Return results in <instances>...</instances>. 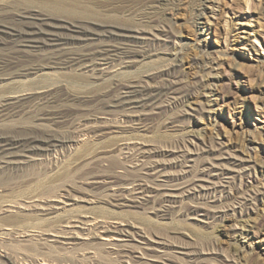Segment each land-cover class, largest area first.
<instances>
[{
  "label": "rangeland",
  "instance_id": "374dc122",
  "mask_svg": "<svg viewBox=\"0 0 264 264\" xmlns=\"http://www.w3.org/2000/svg\"><path fill=\"white\" fill-rule=\"evenodd\" d=\"M96 1L99 5L96 3L95 6L98 7L91 6L100 15L116 16L114 18H118L120 22L123 20L125 26L135 30L137 37L124 45L131 51L129 58L107 65H103L104 61L95 59L79 67V70L78 67L64 69L54 65L49 69L44 68L37 76L29 75L26 78L15 77V74L9 72L0 74V86L4 83L14 86H6L5 89V84L2 85L0 94L8 95L18 88L20 90L17 91H21L18 92L20 98L32 94H29L30 98L27 97L29 101H24L19 106L21 108L16 109L15 115L1 117V125L17 128L20 122V125L24 123L22 127L25 128L26 122L31 124L30 121L34 120L40 124L42 122L43 127L46 125L45 128L63 132V136H67L68 131L69 135L72 134L73 125L78 122L85 127L88 125L84 128L87 129L86 132L84 130L87 134L85 141L79 143L81 147L76 145L68 149L69 153L63 150L62 155L52 154V157L49 156L51 158L42 159L43 168L47 169V175L51 178L63 171L74 173L76 181L68 186H71L70 194L76 201H71L72 205L63 208L70 211L61 209L50 214L51 216L35 217L36 221L31 223L44 226L46 221V225L48 224L44 226L46 234L43 233L42 236L37 231L28 232L36 238H31L33 236L27 233V236L17 232L16 235L13 231L10 233L12 237L5 235L2 229L6 226L1 218L7 214H1L0 243L4 246H0V254L8 252L16 264H32L37 260L39 263L54 261L55 264H264V0ZM6 21L11 26H18L14 21ZM125 21H131V24ZM91 39L81 41L79 45L76 44L77 47H71L76 48L74 51L86 47L95 51L121 46L114 37L93 35ZM2 48L0 54H7V50L3 48L4 53ZM40 50H31V56H45L46 52ZM39 52L41 55H36ZM37 61H41L39 64L43 66L46 63L42 59ZM47 72L52 73L47 76ZM50 76H55L52 78L54 81H51ZM45 77L50 78H46L48 82ZM38 78H43L44 81ZM29 80L32 81L30 84L36 83L32 84V89L29 87ZM56 80L58 81L55 82ZM41 81L47 85H42ZM120 82L127 89L116 91L117 94L111 92V95L108 91L115 83ZM25 83L30 89L25 90ZM19 84L23 85L22 89ZM46 87L52 92H48ZM143 89L146 91L140 92ZM6 90L11 91L7 93ZM161 92L165 94L162 95ZM108 97L112 101H107ZM28 102L32 105L29 106ZM36 102L45 106H38ZM47 103H54V106ZM52 106L57 110L54 111ZM59 106L62 108L59 109ZM39 107L43 108L40 110ZM47 111H52L55 115L49 120L38 121V116L41 115V118ZM20 125L18 129H23ZM29 127L30 125L26 128ZM92 146H95L94 149ZM86 147H89L88 150ZM21 151L15 152L24 154ZM6 156L3 158L0 155V165H4L0 166V171L18 173L19 169L20 173L24 163L21 164L18 160L24 158L20 156L21 159L15 157L14 160ZM116 156H119L118 160L113 161L117 163L113 165V162H108L116 159ZM2 158L16 164L6 163ZM116 166L117 169H114ZM54 168L60 169L56 172ZM23 179L19 183L24 182ZM57 183L55 182L56 185L59 184ZM25 184L15 187L24 185L25 188ZM30 186V189L35 187ZM112 194L114 197L117 195L115 201ZM78 199H81L79 203ZM3 205L0 202V206ZM100 207L105 213L100 211ZM60 216H63L62 219H57ZM74 216L84 221L95 219L97 223L94 221L91 224L102 223L104 226L108 223L106 225L110 226L111 231L98 233L108 236L113 233L114 239L105 243L94 237L97 233L94 234L95 231L91 229L94 226H91V230L85 234L86 230L83 232L78 228L80 239L72 245H63L64 240L55 235L54 231L62 225L65 227L69 218L72 223ZM43 217L47 218L43 220ZM55 218L58 227L53 224ZM49 223L56 227L55 230L53 228L54 231ZM87 225L90 226L89 222L85 227ZM85 227L82 228L86 229ZM50 230L53 234H49ZM120 232L125 235H120ZM31 243L37 244L40 249L37 251L36 246ZM27 247H33L32 250L39 254L29 248L30 251L26 250ZM28 253L31 254L30 257ZM24 255L31 259H26Z\"/></svg>",
  "mask_w": 264,
  "mask_h": 264
},
{
  "label": "bare ground",
  "instance_id": "6f19581e",
  "mask_svg": "<svg viewBox=\"0 0 264 264\" xmlns=\"http://www.w3.org/2000/svg\"><path fill=\"white\" fill-rule=\"evenodd\" d=\"M100 1V0H99ZM112 1V0H111ZM103 3V1H101ZM100 2V3H101ZM105 2V0H104ZM97 3L96 0H0V47L2 48H5V50H7V54L3 55V54H0V74H2V72H9L11 74H15L14 76H18V77H25V76H29V75H35L37 76L38 73L41 74V71H43L44 68H52L54 67V65H58L59 67L61 68H64V69H68V68H72V67H78L77 69L79 70V67L83 66V65H86V63H90L92 62L93 60L95 59H100L103 62V65H107L113 61H119L122 60V59H125V58H129V54L131 53L130 50L127 49V47H124V45L131 39L133 38H136L137 36L135 35V30L132 29L131 27H128L127 25L125 26V24L123 23V20L122 22H120V20L118 18H114L112 16H108V15H105L104 16L100 15L92 6H95ZM101 3V4H102ZM98 4V3H97ZM92 5V6H91ZM99 5V4H98ZM95 7H98V6H95ZM121 18V17H120ZM6 20H11V21H14L18 26H11L9 24H7V21ZM125 20V18H124ZM154 21V20H152ZM126 22V21H125ZM128 22V21H127ZM126 22V23H127ZM130 24H131V21H129ZM128 22V23H129ZM123 23V24H122ZM127 23V24H128ZM134 23V21H133ZM138 33V32H137ZM93 35H96V36H100V37H104V38H111V37H114L116 39V41L118 42L119 45H121L120 47H116L113 49H109V48H101V49H98V50H92L90 48L87 49H78L79 51H74L76 50V48L74 49L73 47L71 46H76V44H80L81 41H86V40H90L91 37ZM92 40V39H91ZM84 46V45H83ZM77 47V46H76ZM85 47V46H84ZM0 48V49H1ZM3 48H2V52L3 51ZM100 48V47H99ZM34 49H41V50H44V52H46V55L41 57L42 55L39 53H36V55L40 54L41 56L40 57H32L31 56V50H34ZM97 49V48H96ZM40 50V51H41ZM4 52V53H6ZM36 52V51H35ZM43 52V53H44ZM1 53V52H0ZM30 53V54H29ZM42 53V54H43ZM33 54V53H32ZM2 55V56H1ZM33 54V56H36ZM44 55V54H43ZM131 55V54H130ZM45 60V65H40L39 62L37 60ZM37 61V64L35 63ZM106 61V62H105ZM89 65V64H88ZM90 66V65H89ZM48 68V69H49ZM86 68V67H85ZM59 69V68H58ZM75 69V68H74ZM92 69V68H91ZM72 70V69H71ZM76 70V69H75ZM90 70V69H89ZM95 70V69H94ZM70 71V70H69ZM88 71V70H87ZM101 71H105V69H101ZM165 71V70H164ZM44 73V72H42ZM48 73H52V72H47V76H48ZM59 72H57L58 74ZM45 74V73H44ZM54 74V73H53ZM56 74V72H55ZM77 74V73H76ZM52 75V74H50ZM60 75V74H59ZM65 75V74H64ZM73 75V74H72ZM44 76V75H43ZM61 76H63L61 74ZM76 76V75H74ZM83 76V75H82ZM174 76V75H173ZM55 77V76H53ZM52 76H50L51 78V81H54ZM59 77V76H58ZM57 77V79H59ZM66 77V76H65ZM176 77V76H175ZM1 78V77H0ZM26 78V77H25ZM48 77H45L44 79H46ZM48 78V79H50ZM53 78V79H52ZM70 78V77H69ZM75 78V77H74ZM72 78V79H74ZM85 78V77H84ZM2 79V78H1ZM0 79V80H1ZM28 79V78H27ZM31 79V78H30ZM34 79V78H33ZM39 79V78H38ZM43 78H40L39 80H41ZM43 79V81H44ZM79 79V77L77 78ZM82 79V78H81ZM176 79V78H175ZM174 79V80H175ZM179 79V78H178ZM15 80V79H14ZM20 80V79H19ZM18 80V81H19ZM36 80V78H35ZM47 80V79H46ZM172 80V79H171ZM17 81V82H18ZM26 80L24 79V82ZM38 81V80H36ZM49 80H47L48 82ZM58 80H56L55 82H57ZM61 81V80H60ZM70 81V80H68ZM85 81V80H84ZM167 81V80H166ZM1 82V81H0ZM9 82H15V81H9ZM22 82V81H21ZM19 82V83H21ZM30 84V82H32L31 80L28 81ZM35 82V81H34ZM46 82V81H45ZM76 82V81H75ZM81 82V80H80ZM79 82V83H80ZM23 83V82H22ZM27 83V82H26ZM25 83V84H26ZM40 83V82H39ZM43 82L41 81V84ZM51 83V82H50ZM59 83V82H58ZM147 83V82H146ZM169 83V82H168ZM173 83V82H172ZM176 83V82H175ZM2 84V83H1ZM5 84V83H4ZM2 84V85H4ZM7 84V83H6ZM5 84V89H6V86H11L12 88L14 86L10 85H6ZM32 84H36V83H32ZM32 84H30V88L32 89L33 86ZM39 84V85H41ZM46 84V83H45ZM44 83L42 85H45ZM76 84V83H75ZM84 84V83H83ZM167 84V82H166ZM0 86V87H3V86ZM18 85V84H17ZM20 85V84H19ZM47 85V84H46ZM49 85V83H48ZM60 85V84H59ZM160 85V84H159ZM21 86V85H20ZM23 86V85H22ZM22 86L20 87L22 89ZM25 86V90L26 88L28 87V85H24ZM27 86V87H26ZM32 86V87H31ZM68 86V85H67ZM130 86V85H129ZM163 86H164V82H163ZM169 86H172L169 84ZM19 87V86H17ZM15 86V88H17ZM55 87V86H54ZM57 87V86H56ZM59 87V86H58ZM73 87V86H70V88ZM89 87V86H88ZM154 87H158V86H154ZM152 87V88H154ZM161 87V86H160ZM182 87V86H181ZM193 87V86H192ZM30 88H27V89H30ZM35 88H38L35 86ZM43 88V87H42ZM42 88H40L42 90ZM47 88V87H46ZM69 88V87H68ZM77 88V87H76ZM90 88V87H89ZM147 88V87H146ZM149 88V87H148ZM150 88V89H152ZM162 88V87H161ZM159 88V90L161 89ZM164 88V87H163ZM162 88V89H163ZM167 88V86H166ZM170 88V87H169ZM174 88V87H173ZM9 89V88H7ZM11 89V88H10ZM19 89V88H18ZM17 89V90H18ZM48 89H50L49 87L47 88V91ZM53 89V88H51ZM60 89V88H59ZM74 89V88H73ZM79 89V88H77ZM125 90L127 89V87L123 84L120 83H115L112 88L108 91L110 94L111 92H113L112 94H114V92L116 91H120V90ZM149 89V90H150ZM155 89V88H154ZM157 89V88H156ZM161 89V90H162ZM168 89V88H167ZM178 89V88H176ZM14 90V89H13ZM16 90V89H15ZM12 91L10 92L9 90H6L5 92L9 93L8 95L6 94H3L4 96H1L0 97V118L5 116V117H11V115H15V112H17V108L24 103V101L27 102V100L29 101V98L31 96H29V94H27L29 98L27 97H22L20 98L18 92L19 91ZM20 90V89H19ZM34 90V89H33ZM46 90V89H45ZM62 90V89H61ZM72 90V89H70ZM84 91V89H82ZM88 90V89H87ZM153 90V89H152ZM184 90V88H183ZM188 89H186L187 91ZM196 90V89H195ZM3 91V89H2ZM35 91V90H34ZM40 91V90H39ZM50 91V90H49ZM48 91V92H49ZM81 91V89H80ZM86 91V90H85ZM131 91V90H130ZM146 91L145 89H143L142 91L140 92H144ZM167 91V90H166ZM185 91V90H184ZM46 92V91H45ZM52 92V90L50 91ZM57 92V90H56ZM61 92V91H60ZM79 92V90H78ZM82 92V91H81ZM107 92V90H106ZM139 92V94H140ZM159 92V91H158ZM188 92V91H187ZM21 93V91L19 92ZM37 93V91H36ZM44 93V92H43ZM42 93V94H43ZM74 93V92H73ZM76 93V92H75ZM74 93V94H75ZM131 93V92H130ZM135 93V92H134ZM157 93V92H156ZM162 93V92H161ZM174 93V92H173ZM186 93V92H185ZM190 93V92H189ZM0 94V95H1ZM48 94V93H47ZM52 94V93H51ZM50 94V95H51ZM111 94V95H112ZM117 94V92H116ZM119 94V93H118ZM165 94V93H162V95ZM171 94V93H170ZM182 94V93H181ZM32 95V94H31ZM45 95V94H44ZM49 95V94H48ZM81 95V94H80ZM104 96H106L105 94H102ZM134 95V94H133ZM154 95V93H153ZM156 95V94H155ZM161 95V94H160ZM184 95V94H182ZM181 95V96H182ZM187 95V93L185 94ZM22 96V95H21ZM42 96V95H41ZM74 96V95H73ZM103 96V97H104ZM117 96V95H116ZM35 97V96H34ZM37 97V96H36ZM39 97V96H38ZM43 98H45L44 96H42ZM41 97V98H42ZM77 97V96H76ZM102 97V96H101ZM115 97V96H114ZM112 97V99L114 98ZM145 97V96H144ZM33 98V96H32ZM40 98V99H41ZM49 98V97H48ZM47 98V99H48ZM100 98V97H98ZM109 98V97H108ZM111 98V97H110ZM109 98V100L107 101H110L111 99ZM117 98V97H116ZM140 98V97H139ZM142 98V97H141ZM36 99V98H35ZM35 99H31V100H35ZM45 99V100H47ZM65 99V98H64ZM75 99V97L73 98ZM97 99V98H96ZM104 99V98H103ZM119 99V98H118ZM143 99V98H142ZM67 100V99H66ZM69 100H72V99H69ZM102 100V99H101ZM105 100V99H104ZM122 100V99H121ZM146 100V99H145ZM36 101V100H35ZM34 101V102H35ZM40 101V100H39ZM42 101V99H41ZM44 101V100H43ZM58 101V100H56ZM63 101V99H62ZM103 101V100H102ZM112 101V100H111ZM147 101V100H146ZM32 102V101H31ZM45 102V101H44ZM49 102V101H47ZM54 102V100L52 101ZM106 102V101H105ZM122 102V101H121ZM29 103V102H28ZM38 103V102H36ZM46 103V102H45ZM50 103V102H49ZM47 103V104H49ZM59 103V102H57ZM61 103V102H60ZM65 103V102H64ZM35 104V103H34ZM42 106H45L43 103H41ZM41 104L38 103V106H41ZM46 104V106H47ZM54 104V103H53ZM51 104V105H53ZM63 104V103H61ZM119 103H117L118 105ZM122 104V103H121ZM124 104V103H123ZM32 104L29 103V106H31ZM36 105V104H35ZM50 105V104H49ZM49 105H48V109H49ZM50 105V106H51ZM57 105H60V104H57ZM115 105V104H114ZM116 105V106H117ZM54 106V105H53ZM52 106V107H53ZM118 106H121V105H118ZM28 107V106H27ZM34 107V106H32ZM37 107V106H36ZM35 107V108H36ZM56 107V105H55ZM55 107H53L55 109ZM60 107V108H59ZM58 108L61 109L62 107L59 106ZM21 108V107H19ZM23 108V107H22ZM35 108L33 109V111L35 110ZM40 108H43V107H39ZM17 109V110H16ZM27 109V108H25ZM30 109V108H29ZM32 109V108H31ZM37 108V111L39 110ZM51 109V107H50ZM58 109V111H59ZM20 110V109H19ZM22 110V109H21ZM28 110V109H27ZM27 110H24V111H27ZM41 110V109H40ZM57 109H55L54 111H56ZM64 110V109H63ZM201 110V109H200ZM23 111V112H24ZM45 111V109H44ZM62 111V110H61ZM32 112V111H31ZM36 112V111H35ZM20 113V112H18ZM60 113V112H59ZM37 114V112L35 113ZM24 115V113H23ZM28 115V114H27ZM34 115V112L33 114ZM54 114V112L52 111H47L46 113H44L42 115V117L40 118L41 115H39L38 117V121L40 120H43V119H50V117H52ZM63 115V114H62ZM29 116V115H28ZM58 116V115H57ZM65 116V115H64ZM70 116V115H69ZM30 117V116H29ZM28 117V119H29ZM61 117V116H60ZM68 117V115H67ZM71 117V116H70ZM69 117V119H71ZM4 118V117H3ZM59 118V117H58ZM64 118V117H63ZM66 118V117H65ZM75 118V117H74ZM6 119V118H5ZM3 119V120H5ZM26 119V118H25ZM24 119V120H25ZM67 119V118H66ZM73 119V118H72ZM71 119V121H72ZM76 119V118H75ZM36 120V119H35ZM52 120V119H51ZM55 120V119H54ZM62 120V119H61ZM65 120V119H64ZM77 120V119H76ZM2 121V119H1ZM10 121V120H9ZM8 121V122H9ZM13 120H11V123H12ZM27 121V120H26ZM29 121V120H28ZM45 121V120H44ZM53 121V120H52ZM63 121V120H62ZM67 121V120H65ZM69 121V120H68ZM78 121V120H77ZM7 122V120H6ZM15 122V121H14ZM24 122V121H22ZM73 122H75L73 120ZM72 122V123H73ZM81 122V121H80ZM83 122V121H82ZM1 123V122H0ZM4 123V122H3ZM31 124L27 123L26 122V127L30 125L29 128H23L22 126H24L22 123V125H20V122H19V125L21 126L20 128H23V129H18V126L17 128H15V126L12 127L11 126H6V125H1V130H0V155L2 154L3 155V158L5 155H7L8 157H10V159H14L15 157H23L24 160H18L19 163H24L23 164V168L20 169V173H19V169H18V173L14 172H10V173H4V171H0V202H3V206H0V215L1 214H7V215H3L4 217L1 218L3 219V223L6 227H4L2 230L4 231L5 235H10L11 236V232H15V234L17 235V233H23L27 236L28 232L30 230H33L32 232H35L37 231L39 233V235H44L43 233H45V227L48 225H46V221L44 226H39V224H33L31 223L33 220L34 222L36 221L35 219L38 218V216H47V215H50V214H54L56 211L58 210H61L65 207H68L69 205H72V203L70 204L71 201H76V198H72L71 196V192L70 190L72 188H70L68 186L69 183H72L74 182V173H70L68 171H63V173H56L57 175H55L54 177L52 176V178L50 176H48V172H47V169H44L43 166V158H47L49 156H51L52 154H58L60 155L61 153H63L64 151L63 150H67V152L69 153L68 149L78 145L79 146V143H83L85 141V137L87 136V134L85 133L86 130L84 128H86L84 126V124L78 122V124H75L73 125V132L72 134L70 133L69 135V131H68V135L67 136H63L65 134L62 135L63 132H58L57 131H54L53 129H49L50 127H43V124L41 122V124L38 122H35L34 120L33 121H30ZM62 123V122H61ZM76 123V122H75ZM10 124V122H9ZM14 124V123H13ZM15 124H17V121L15 122ZM14 124V125H15ZM28 124V125H27ZM74 124V123H73ZM66 124H64L65 126ZM70 125H72L70 123ZM69 125V126H70ZM48 126V124H47ZM68 126V125H67ZM84 126V127H83ZM66 127V126H65ZM52 128V127H51ZM55 128V127H54ZM61 128V127H59ZM70 128V127H69ZM90 128V127H89ZM88 128V129H89ZM63 129V128H62ZM56 130V129H55ZM65 130H68L65 128ZM71 130V129H69ZM85 130V132H84ZM89 131V130H88ZM71 132V131H70ZM61 133V134H60ZM66 133V132H65ZM90 135V134H88ZM193 139V138H192ZM83 141V142H82ZM112 142V141H111ZM193 142V141H192ZM87 144V143H86ZM85 145V144H83ZM76 147V148H79V147ZM85 147V146H84ZM91 148V146H89ZM89 147H86L88 150ZM93 147V146H92ZM95 147V146H94ZM93 147V149H94ZM197 147V146H196ZM75 148V149H76ZM166 148V147H165ZM170 148V147H169ZM175 148V147H174ZM173 148V149H174ZM187 148V147H186ZM74 149V148H73ZM92 149V150H93ZM119 149V148H118ZM122 149V148H121ZM127 149V148H126ZM185 149V147H184ZM24 151V154H18L16 153L15 151ZM78 150V149H76ZM75 150V151H76ZM85 150V149H84ZM96 150V149H95ZM112 150V149H111ZM130 150V149H129ZM133 150V149H132ZM165 150V149H164ZM169 150V149H168ZM180 150V149H179ZM178 150V151H179ZM188 150V149H187ZM192 150V149H191ZM194 150V149H193ZM21 151V152H22ZM117 151V150H116ZM163 151V149H162ZM181 151V150H180ZM190 151V149H189ZM86 152V151H84ZM94 152V151H93ZM122 153V150L120 151ZM119 152V153H120ZM170 152V151H169ZM175 152V151H173ZM183 152V151H182ZM195 152V150H194ZM23 153V152H22ZM66 153V152H65ZM67 153V154H68ZM87 153V152H86ZM107 153V152H106ZM110 153V151H109ZM108 153V154H109ZM118 153V154H119ZM126 153V152H124ZM130 153V152H129ZM167 153V152H165ZM188 153V151H187ZM5 154V155H4ZM77 154V153H76ZM79 154V153H78ZM85 154V153H83ZM82 154V155H83ZM91 154V153H90ZM114 154H115V151H114ZM117 154V155H118ZM163 154V153H162ZM57 155V156H58ZM62 155V154H61ZM87 155V154H86ZM124 155V154H123ZM158 155V154H157ZM167 155V154H166ZM186 155V154H184ZM181 156V157H184ZM6 156V157H7ZM80 156V155H79ZM92 156V155H91ZM91 156H88L89 158ZM111 156V155H110ZM113 156V155H112ZM115 156V155H114ZM52 157V156H51ZM49 157V158H51ZM60 157V156H59ZM65 157V156H64ZM74 157V156H73ZM83 157V156H82ZM87 157V158H88ZM97 157V156H95ZM117 157V156H116ZM119 157V156H118ZM118 157L116 159H112V161H108V162H113V165L116 162H114L113 160H118ZM145 157V156H144ZM152 157V156H151ZM180 157V156H179ZM2 160H5L3 159ZM37 158V159H35ZM47 158V159H49ZM76 158V157H75ZM94 158V156H93ZM70 159V158H69ZM68 159V161H69ZM73 159V158H72ZM71 159V160H72ZM96 159V158H95ZM123 159V158H122ZM121 159V160H122ZM1 160V159H0ZM15 160V159H14ZM31 160H34V161H31ZM45 160V159H44ZM76 160H79V159H76ZM86 160V159H85ZM84 160V161H85ZM90 160V159H89ZM93 160V159H92ZM91 160V161H92ZM97 160V159H96ZM243 160V159H242ZM67 161V160H66ZM65 161V162H66ZM74 161V160H73ZM94 161V160H93ZM126 161V160H125ZM6 163H12L11 160H8L6 161ZM17 162V160H16ZM17 162V164H19ZM54 162V161H53ZM76 162V161H75ZM124 161L122 160V163ZM127 162V161H126ZM68 163V162H67ZM77 163V162H76ZM83 163V162H82ZM118 163H121L118 162ZM12 164H16V163H12ZM69 164V163H68ZM72 164V163H71ZM79 164V163H77ZM81 164V163H80ZM46 165V164H45ZM57 165V164H56ZM55 165V167H56ZM64 165V164H63ZM118 165V164H117ZM121 165V164H120ZM156 165V164H155ZM1 167H3L4 165H0ZM7 166V165H6ZM13 166V165H11ZM75 165L73 164V167ZM79 166V165H78ZM83 165H81L82 167ZM123 166V165H122ZM0 167V168H1ZM46 168H48V166H45ZM59 167H61L59 165ZM69 167V166H68ZM77 167V165H76ZM118 166L116 167H113L114 169L116 168L117 169ZM251 167V166H250ZM7 168V167H6ZM19 168V167H18ZM72 168V167H71ZM79 168V167H78ZM112 168V169H113ZM124 168V167H123ZM248 168V167H247ZM8 169V168H7ZM49 169V168H48ZM53 169V167H52ZM55 169V168H54ZM58 169V168H57ZM55 169L56 172L60 169ZM63 169V168H62ZM67 169V168H66ZM80 169V168H79ZM120 169V168H119ZM51 170V169H50ZM78 170V169H76ZM15 171V170H14ZM62 170H60L61 172ZM204 171V170H203ZM8 172V171H7ZM55 172V171H54ZM53 172V173H54ZM75 172V170L73 171ZM49 173L51 174V172L49 171ZM55 174V173H54ZM76 174H78L76 172ZM250 174V173H249ZM73 175V176H72ZM30 176V177H29ZM31 176H34V178ZM77 176V175H76ZM26 177V179H25ZM28 177V178H27ZM21 178L24 180V182L22 183H26L25 185V188L24 185L23 187H20V184L22 185V183H19L21 181ZM112 178V177H111ZM81 178H79V181ZM22 180V181H23ZM106 180V178H105ZM115 180V179H114ZM76 181V180H75ZM55 182L58 184L56 185ZM98 182V181H97ZM101 182V181H100ZM104 182V181H102ZM101 182V183H102ZM111 183V181H109ZM108 182V183H109ZM19 184L18 187H15ZM31 185H34L32 189H30L29 187H32L30 186ZM106 184V183H105ZM29 185V186H28ZM70 185V184H69ZM72 185V184H71ZM76 185V184H75ZM108 185V184H107ZM200 185V184H199ZM14 186V187H13ZM201 186V185H200ZM207 186V185H206ZM69 187V188H68ZM73 187V186H72ZM75 187V186H74ZM23 188V189H22ZM75 191V190H74ZM77 191V190H76ZM119 191V190H118ZM114 192H116L114 190ZM132 192V190H131ZM74 193V192H73ZM76 193V192H75ZM7 194V195H6ZM115 194V193H114ZM123 194V193H122ZM88 195V194H87ZM111 195V194H110ZM113 195V194H112ZM117 195H119L117 193ZM117 195L115 197H117ZM124 195V194H123ZM123 195H122V198H123ZM128 195V194H127ZM126 195V197H127ZM74 196V195H73ZM121 196V195H119ZM112 197V196H111ZM110 197V198H111ZM114 195H113V198H115ZM126 197H125V200H126ZM118 199V198H117ZM124 199V198H123ZM128 199V198H127ZM79 200L81 199H78V203L80 202ZM116 199H114L115 201ZM85 201V200H84ZM90 201V200H89ZM95 201V200H93ZM109 201V200H108ZM107 201V202H108ZM83 202V201H82ZM110 202V201H109ZM131 202V201H130ZM92 203V202H91ZM96 203V201L94 202ZM129 203V202H128ZM2 204V203H1ZM76 204V203H75ZM99 204V203H98ZM104 204V203H103ZM106 204V202H105ZM112 204V203H111ZM117 204V203H116ZM119 204V203H118ZM121 204V203H120ZM113 205V204H112ZM123 205V204H122ZM126 205V204H125ZM124 205V206H125ZM86 206V205H85ZM121 206V205H120ZM83 207V205L81 206V208ZM93 207V205H92ZM105 206H103L104 208ZM71 208V207H70ZM80 208V207H79ZM78 208V209H79ZM88 208V207H87ZM90 208V207H89ZM88 210H91L89 209ZM94 208V207H93ZM99 208V207H98ZM102 208V209H103ZM72 209V208H71ZM101 209V207H100ZM100 210V211H104V210ZM107 209V208H106ZM15 210V212L13 213V211ZM63 210H68L70 211L68 208L66 209H63ZM77 210V209H76ZM99 210V209H98ZM21 211H26V213H21ZM67 211V212H68ZM75 211V209H74ZM78 211V210H77ZM85 211V210H84ZM82 211V212H84ZM97 211V209L95 210ZM99 211V212H100ZM72 212V211H71ZM81 212V213H82ZM60 213V212H59ZM58 213V215H59ZM73 213V212H72ZM71 213V214H72ZM96 213V212H95ZM98 213V212H97ZM101 213V212H100ZM105 213V211L103 212ZM69 214V212H68ZM76 214H79V213H76ZM99 214V213H98ZM115 214V213H114ZM60 215H62L60 213ZM67 215V214H66ZM65 215V216H66ZM70 215V214H69ZM75 215V214H74ZM90 215V214H89ZM95 216H98L96 214H93ZM102 215V213H101ZM107 215V214H106ZM106 215H103V216H106ZM51 216V215H50ZM49 216V217H50ZM64 216V215H63ZM62 216V217H63ZM81 216V215H79ZM86 216V215H84ZM83 216V217H84ZM91 216V215H90ZM100 216V214H99ZM37 217V218H35ZM56 217V216H54ZM62 217H58L57 219L61 218ZM70 217V216H69ZM75 217V216H74ZM73 217V218H74ZM102 216H100L101 218ZM112 217V216H111ZM35 218V219H34ZM47 218V217H46ZM45 218V219H46ZM77 217H75V219L73 220V222L71 223L70 219L69 218V221L67 220V222L64 224L65 227H62L60 229H58L57 231H54L56 227H52L54 226L53 224H55V226L58 227V223L56 225V218L54 219L55 223L51 224L49 223V226H51L52 230L54 228V232L56 233L55 235L57 236H61L60 238H62L64 240V242L62 243L63 245H72L74 243V241H76L78 238L80 239V235H79V231L77 230L79 228V230H82L84 232V234L87 232V231H90L91 229H93L94 234L97 233V235L95 234L94 237H98L100 240L104 241L105 243L106 242H109L110 240L112 241V234L111 236H108V235H102V234H99L100 232H110L111 229L106 225L108 223H106L104 226L102 225H96V224H91L92 222L95 221V219H88L87 221H84L82 219H76ZM87 218V216H86ZM95 218V217H94ZM98 218V217H97ZM96 218V219H97ZM107 219V217H105ZM103 218V219H105ZM109 218V217H108ZM114 218V217H113ZM116 218V217H115ZM44 217H43V220H45ZM51 219V218H50ZM60 219V220H61ZM99 219V218H98ZM112 219V218H111ZM42 220V218H41ZM48 220V219H47ZM52 220V219H51ZM64 220H65V217H64ZM100 220V219H99ZM98 220V221H99ZM140 220V219H139ZM40 221V220H39ZM101 221V220H100ZM105 221V220H104ZM117 221V220H116ZM40 222H43V221H40ZM49 221H47L48 223ZM59 222V221H58ZM63 222V221H62ZM89 222L90 226L88 227H85V225ZM96 222V221H95ZM102 222V221H101ZM107 222V221H106ZM61 223V221H60ZM97 223V222H96ZM99 223V222H98ZM105 223V222H104ZM116 223V222H115ZM0 224L1 221H0ZM80 225V226H77V225ZM100 224V223H99ZM122 224V223H121ZM42 225V223H41ZM95 225L97 227H95ZM109 225V224H108ZM123 225V224H122ZM17 226V227H16ZM59 226V227H60ZM91 226L94 228H91ZM1 227V226H0ZM3 227V226H2ZM15 227V228H14ZM42 227H44V229H42ZM82 227H85L86 229L82 228ZM114 227V226H113ZM112 227V228H113ZM116 227V226H115ZM49 228V227H48ZM91 228V229H90ZM47 229V228H46ZM117 229V227H116ZM119 229V228H118ZM130 229V228H129ZM1 230V232H2ZM122 230V229H121ZM126 231V229H123ZM158 230V229H157ZM48 231V229H47ZM46 231V232H47ZM81 231V233H82ZM113 231V230H112ZM17 232V233H16ZM49 232V231H48ZM92 232V231H91ZM99 232V233H98ZM118 232V231H117ZM124 232V231H123ZM123 232H120V235L121 234H124ZM127 232V231H126ZM134 232V231H133ZM136 232V231H135ZM134 232V233H135ZM27 233V234H26ZM52 231L50 230V233L51 234ZM88 233V232H87ZM142 233V232H141ZM46 234V233H45ZM53 234V233H52ZM92 234V233H91ZM116 234V233H115ZM130 234V233H129ZM128 234V235H129ZM146 233L144 232V235ZM5 235H3L5 237ZM23 235V236H25ZM28 235H32V234H28ZM34 235V234H33ZM32 235V236H33ZM35 235H38L35 233ZM89 235V234H88ZM87 235V236H88ZM93 235V234H92ZM125 235V234H124ZM13 236V235H12ZM11 236V237H12ZM22 236V235H20ZM25 236V237H26ZM130 236V235H129ZM38 237V236H37ZM40 237V236H39ZM38 237V238H39ZM56 237V236H55ZM89 237V236H88ZM120 237V236H118ZM133 236L131 235V238ZM148 237V236H147ZM8 238V236H7ZM30 238V237H29ZM31 238H36V237H31ZM30 238V239H31ZM43 238V237H41ZM93 238V237H92ZM4 239V238H3ZM28 239V238H27ZM54 239V238H52ZM114 239V238H113ZM134 239V238H133ZM6 240V239H5ZM46 240V239H45ZM44 240V241H45ZM48 240V239H47ZM90 240V239H88ZM2 241V240H1ZM31 241V240H30ZM49 241V240H48ZM46 241V242H48ZM58 241V240H57ZM56 241V242H57ZM60 241V239H59ZM58 241V242H59ZM78 241V240H77ZM4 242V240L2 241ZM6 242V241H5ZM8 242V241H7ZM6 242V244H8ZM32 242V241H31ZM35 242V241H33ZM36 242H37V239H36ZM45 242V243H46ZM57 242V243H58ZM160 242V241H159ZM29 243V242H28ZM5 244V245H6ZM109 244V243H107ZM111 244V243H110ZM164 244V243H163ZM2 244L0 243V246ZM11 245V244H9ZM31 245H33L31 243ZM31 245H27V246H31ZM35 245V244H34ZM33 245V246H34ZM166 245V244H165ZM4 246V244L2 245ZM35 249L37 248V244L35 245ZM106 246V245H105ZM7 247V245H6ZM11 247H13L11 245ZM9 246V248H11ZM26 247V245H25ZM39 247V246H38ZM61 247V246H60ZM72 247V246H71ZM1 248V247H0ZM5 248V247H4ZM32 250L33 247H27L26 250H29V249ZM38 249L40 248H37V251ZM25 250V251H26ZM65 250V249H64ZM67 250V249H66ZM30 251V250H29ZM33 252L34 249L32 250ZM36 251V252H37ZM202 251V250H201ZM27 252V251H26ZM8 252L4 253V254H0V262H2L3 264H16L9 256L10 254L8 255L7 254ZM38 253V252H37ZM36 253V254H37ZM56 253V252H55ZM58 253V252H57ZM101 253V252H100ZM197 253V252H195ZM33 254V253H32ZM39 254V253H38ZM37 254V255H38ZM117 254V253H116ZM124 254V253H123ZM121 254V256L123 255ZM27 255V254H26ZM29 255V253H28ZM31 255V254H30ZM29 255V257H30ZM35 255V256H37ZM46 255V254H45ZM48 255V254H47ZM126 255V254H125ZM123 255V256H125ZM129 255V254H128ZM25 256V255H24ZM34 256V255H33ZM53 256V254H52ZM127 256V255H126ZM28 258L31 259V258ZM51 257V256H50ZM15 259H17L16 257H14ZM23 258V257H22ZM26 258V256H25ZM26 258V259H27ZM37 258V257H36ZM43 258V256H42ZM130 258V256H129ZM57 259V258H56ZM66 259V258H65ZM101 259V258H100ZM125 259V258H123ZM132 259V258H130ZM18 260V259H17ZM24 260V258L22 259V261ZM84 260V259H83ZM16 261V260H15ZM20 261V260H18ZM60 261V260H59ZM89 261V260H86V262ZM100 261V260H99ZM26 262V261H25ZM35 262V261H34ZM44 262V261H43ZM62 262V260H61ZM71 262V261H70ZM90 262V261H89ZM32 263V262H31ZM92 263V261H91ZM97 263V262H96ZM23 264V263H21ZM27 264V262H26ZM32 264H55L54 261H46L45 263H39V261L37 260V262L35 263H32ZM79 264V263H78ZM93 264V263H92Z\"/></svg>",
  "mask_w": 264,
  "mask_h": 264
}]
</instances>
